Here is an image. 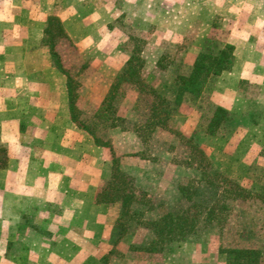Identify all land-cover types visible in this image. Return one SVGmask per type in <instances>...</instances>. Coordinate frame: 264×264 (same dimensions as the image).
Instances as JSON below:
<instances>
[{"label": "rangeland", "instance_id": "obj_1", "mask_svg": "<svg viewBox=\"0 0 264 264\" xmlns=\"http://www.w3.org/2000/svg\"><path fill=\"white\" fill-rule=\"evenodd\" d=\"M128 1L115 0L114 19L104 23L88 9L93 16L83 29L88 32L84 42L64 37L55 42L63 67L78 84V118L110 143L126 175L124 192L133 195L125 208L121 200L106 202L113 206L114 223L108 249L97 264H227L229 248L264 250V198L233 200L227 197L226 182L220 181L227 177L264 194V80L240 78L243 70L264 76V69H243L247 41H259L258 53L251 57L264 64V0ZM215 16L221 36L237 47L238 79L231 78L233 68L211 76L199 96L184 98L165 127H145L151 96L125 82L112 101L122 118L119 125L108 126V112L96 114L134 48L144 61L141 76L146 83H170L175 75L188 72L192 48L203 46ZM218 106L229 114L210 135L206 127ZM100 146L103 151L97 155L108 157L97 166L106 176L103 187L111 174L112 155L109 146ZM215 205L226 207L221 208L222 219L206 221V212ZM167 212L193 217L196 231L159 250L147 249L155 238L152 224ZM24 225L22 236L32 232L27 226L45 236L56 234L51 224ZM31 249L16 240L9 243L8 254L23 258Z\"/></svg>", "mask_w": 264, "mask_h": 264}, {"label": "crops", "instance_id": "obj_2", "mask_svg": "<svg viewBox=\"0 0 264 264\" xmlns=\"http://www.w3.org/2000/svg\"><path fill=\"white\" fill-rule=\"evenodd\" d=\"M114 1L0 0V264H97L108 249L115 212L98 200L106 176L97 168L108 157L97 155L103 147L72 120L66 75L52 64L42 37L48 16L56 15L80 44L93 16L88 9L104 23L114 19ZM257 44H245L243 69H264L251 57ZM192 49L190 65L201 46ZM232 68L238 79L235 59ZM240 78L264 80L252 70ZM24 224H51L57 235L27 226L32 232L22 236ZM16 240L34 249L23 258L9 255Z\"/></svg>", "mask_w": 264, "mask_h": 264}, {"label": "trees", "instance_id": "obj_3", "mask_svg": "<svg viewBox=\"0 0 264 264\" xmlns=\"http://www.w3.org/2000/svg\"><path fill=\"white\" fill-rule=\"evenodd\" d=\"M217 20L212 24V31L206 37L203 46L196 55L191 67L187 73L177 74L170 81L159 87H155L144 81L141 76L143 68V59L139 54V49L134 48L125 62V66L119 72L112 82L104 99L96 110V114L109 113L106 120L110 121L109 127L118 126L122 119L116 114L112 101L115 98V91L123 82L134 84L138 89L151 96L149 104V114L145 122V127L151 130L155 127H165L169 118L176 111L177 107L182 104L186 96H199L205 88L208 79L211 76L219 75L223 71L232 69L235 59L234 45L221 36ZM59 37L69 39L64 27L56 15H50L47 18L42 43L48 45L49 53L54 65L58 70L66 75V85L70 104L72 120L81 128L86 130L99 145L109 146L112 152L111 174L106 185L98 193V200L103 202H113L121 200L122 207L129 206L133 195L124 192L126 188V175L119 168V158L114 155L112 147L108 141H103L96 134L95 129L81 121L76 111L75 100L77 98V83L73 77L63 67L60 56L55 50V42ZM229 112L218 106L215 108L206 127V133L214 135L225 121ZM206 172L202 171V177ZM221 182H226L230 194L227 196L231 199H263L264 194L250 192L240 186L238 183L227 177H221ZM264 190V187L261 188ZM217 208V209H215ZM221 208L225 206H212L206 212V221L222 219ZM193 217L184 213L167 212L160 219L152 224L155 238L147 246L149 250H159L165 243L182 240L196 231ZM228 254L227 264H264V250L253 248H229L225 250Z\"/></svg>", "mask_w": 264, "mask_h": 264}]
</instances>
